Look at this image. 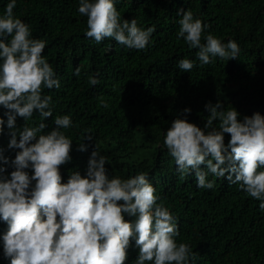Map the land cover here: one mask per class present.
I'll return each instance as SVG.
<instances>
[{"label":"trees","instance_id":"trees-1","mask_svg":"<svg viewBox=\"0 0 264 264\" xmlns=\"http://www.w3.org/2000/svg\"><path fill=\"white\" fill-rule=\"evenodd\" d=\"M11 0H0V16ZM121 21L133 18L143 30L155 27L146 49L136 50L105 38L97 44L85 36L86 17L78 12L79 0H16L13 14L26 23L32 38L46 42L43 55L61 82L59 89H44L53 100L52 116L44 121L45 132L55 127L56 116L69 115L73 126L61 129L72 143L71 161L61 166L63 182L73 171L86 174L88 158L96 147L106 157L109 176L127 179L145 173L176 219L177 243L189 244L196 253L193 264H264V211L260 201L248 197L239 186L216 177L205 165L214 188H198L194 175L183 178L163 140L171 122L186 118L203 128L208 118L205 105L217 100L224 109L234 107L242 120L255 112L264 115V0H115ZM190 10L194 18L223 43L236 41V59L212 58L201 65L198 49L181 39L178 10ZM10 39V38H9ZM181 59L196 65L190 72L178 68ZM80 68L79 76L75 69ZM98 75L99 83L89 78ZM100 98L108 107L99 104ZM190 108V113H183ZM6 110L0 106L5 122ZM39 123L38 113L32 121ZM24 120L17 117V126ZM219 121L213 122V127ZM85 129L93 140H83ZM5 123L0 146L14 158L17 149H7ZM225 144L230 135L225 133ZM80 143L87 151H78ZM13 169L8 167V173ZM264 171V168L259 169ZM31 174V169H26ZM125 219L133 220L125 214ZM7 225L0 220V237ZM138 249L132 242L126 264H135ZM0 264H10L3 256ZM150 264V262H149Z\"/></svg>","mask_w":264,"mask_h":264},{"label":"clouds","instance_id":"clouds-1","mask_svg":"<svg viewBox=\"0 0 264 264\" xmlns=\"http://www.w3.org/2000/svg\"><path fill=\"white\" fill-rule=\"evenodd\" d=\"M16 0L6 5L0 16V134L7 125V149H17L14 158L0 146V220L7 225L2 233L3 256L10 264H126L134 241L138 249L135 264H193L196 253L189 244L177 243L176 219L145 173L127 179L109 176L107 159L95 147L88 158L86 174L78 170L63 182L60 168L72 157L73 141L61 129L73 126L69 115L56 116L55 127L45 132L46 118L52 116L53 100L44 89H59L61 82L43 52L46 42L32 38L29 26L16 18ZM78 12L86 17L85 36L97 44L105 38L130 49L143 50L150 43L155 27L146 30L137 20L123 19L115 0H79ZM177 39L192 49L201 65L212 58L236 59L238 43H223L209 33L193 12L178 10ZM10 38V39H9ZM196 65L181 59L178 68L190 72ZM79 76L80 68L75 69ZM98 73L89 78L99 83ZM99 104H108L100 98ZM209 115L203 128L178 115L167 128L163 147L174 159L181 178L194 175L198 188L212 189L202 171L205 165L216 177L239 186L264 211V115L259 112L238 119L234 108L225 110L217 100L205 105ZM183 113H190L184 108ZM38 113L40 122L32 121ZM24 120L17 126V117ZM218 120L219 126L213 127ZM230 135L225 144L224 134ZM83 140L92 141L85 129ZM80 143L78 151H87ZM8 167L13 170L8 173ZM26 169H31L29 174ZM125 214L134 217L125 219Z\"/></svg>","mask_w":264,"mask_h":264}]
</instances>
